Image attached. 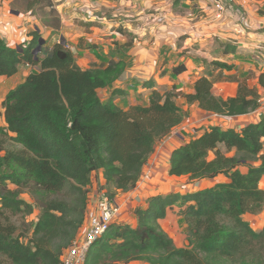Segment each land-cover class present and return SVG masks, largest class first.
<instances>
[{"label":"trees","instance_id":"obj_1","mask_svg":"<svg viewBox=\"0 0 264 264\" xmlns=\"http://www.w3.org/2000/svg\"><path fill=\"white\" fill-rule=\"evenodd\" d=\"M36 3L28 1L24 10H34ZM49 13L52 24L59 22L53 7ZM31 36L28 44L12 47L0 35V84L23 63L38 66L2 102L0 264H59L87 220L93 173L102 170L115 191L132 190L157 142L183 121L179 96L223 116L248 114L261 104L257 88L246 81L236 96L223 98L213 93L210 75H203L194 93L153 90L148 104L125 108L116 98L126 91L115 87L128 67L124 58L82 69L65 43L36 54L42 36L38 30ZM236 51L228 44L224 54ZM185 70V64L174 67L175 74ZM259 84L264 88V72ZM106 89L112 90L108 96L101 93ZM169 165L170 175L226 180L151 196L146 206L136 207L135 226L114 222L91 246L87 264H264V226L256 230L245 218L264 209V116L240 129L204 128L174 151ZM8 181L31 191L39 204L30 235L18 233L12 215L30 214L34 206L9 189ZM171 217L185 224L182 245L168 226Z\"/></svg>","mask_w":264,"mask_h":264},{"label":"crops","instance_id":"obj_2","mask_svg":"<svg viewBox=\"0 0 264 264\" xmlns=\"http://www.w3.org/2000/svg\"><path fill=\"white\" fill-rule=\"evenodd\" d=\"M13 1L4 0L0 6V35L10 46L28 44L31 33L38 30L45 40L44 51L56 43H65L82 69L107 64L112 58H124L128 67L115 83V87L126 91L116 98L122 107L148 104L153 90L164 92L175 88L178 92L194 93L195 81L203 75H210L212 91L217 96H236L241 81L257 88L260 94V107L238 116L204 110L198 102L189 104L179 96L177 102L185 117L170 134L157 142L136 186L128 192L112 188L123 207L116 222L135 226L136 207L146 206L153 195L182 192L183 187L192 185L203 189L226 180L223 175L202 180L170 175L169 163L177 148L210 125L240 129L259 122L264 116V88L259 84V76L264 72V0H238L221 17H217L207 0H51L55 16L59 18L56 24L51 21V7L42 16L33 8L28 11L13 9ZM228 44L235 46L237 51L224 54ZM214 61L233 67L220 68L212 64ZM180 64H185L186 70L175 74L174 67ZM37 70L38 66L23 63L15 75L1 79L2 111L7 93ZM111 91L106 89L101 93L108 96ZM92 186L87 220L81 232L86 229L88 215L95 209L98 189L109 187L102 170L93 173ZM263 213L264 209L257 215L245 214V218L250 221L249 218L260 217ZM173 220L171 217L168 226ZM180 222L178 220L176 225ZM259 226L253 228L262 229L264 221ZM127 264L148 263L133 261Z\"/></svg>","mask_w":264,"mask_h":264},{"label":"built area","instance_id":"obj_3","mask_svg":"<svg viewBox=\"0 0 264 264\" xmlns=\"http://www.w3.org/2000/svg\"><path fill=\"white\" fill-rule=\"evenodd\" d=\"M211 2L217 17L230 10L238 0H207ZM68 47V46H67ZM122 204L110 196L104 188L98 189L96 206L88 215L86 229L72 241L63 251L59 264H87V254L91 246L97 242L111 225L116 222L122 212Z\"/></svg>","mask_w":264,"mask_h":264},{"label":"rangeland","instance_id":"obj_4","mask_svg":"<svg viewBox=\"0 0 264 264\" xmlns=\"http://www.w3.org/2000/svg\"><path fill=\"white\" fill-rule=\"evenodd\" d=\"M17 4L11 3V7L13 9H17L18 6H20L21 10L25 9L26 3L28 1H33V0H17ZM37 1L38 3H36V6L34 7V12L36 14L42 15L44 16L46 11H49V3L51 2V0H34ZM264 54V52H263ZM4 125V120H3V111L0 108V126ZM190 180V179H189ZM100 186V185H98ZM202 186H206L205 184ZM201 185H198L199 188L202 187ZM93 187V186H92ZM92 187L90 188V191L92 189ZM8 188L11 189L12 191H17L19 192V197L28 201L29 203H31L34 206V211L30 214H18V215H12V220L18 225V233H28L29 235L32 233L33 231V225L34 223L37 221L38 216L40 214V208H39V204L36 202V199L33 197V193L31 191H29L28 189H19V187L8 181ZM104 188L106 191H113L112 187H101ZM197 188V187H196ZM195 188V185L189 186L187 188L183 187V191L180 193H187L190 191H196L197 189ZM263 215V216H262ZM260 215V217H255V218H249L252 225L256 228H259V225H262L263 221H264V213ZM262 219V220H261ZM261 220V221H259ZM178 220H173L172 224H169V228L172 231V235H174L176 242L178 245H182L183 243H185V238H184V234H183V230H185V225L180 222L178 224V226L176 225V222ZM175 224V225H174Z\"/></svg>","mask_w":264,"mask_h":264},{"label":"water","instance_id":"obj_5","mask_svg":"<svg viewBox=\"0 0 264 264\" xmlns=\"http://www.w3.org/2000/svg\"><path fill=\"white\" fill-rule=\"evenodd\" d=\"M44 43H45V40L43 38H41L39 45L36 47V49L34 51L36 54L42 50Z\"/></svg>","mask_w":264,"mask_h":264},{"label":"bare ground","instance_id":"obj_6","mask_svg":"<svg viewBox=\"0 0 264 264\" xmlns=\"http://www.w3.org/2000/svg\"><path fill=\"white\" fill-rule=\"evenodd\" d=\"M261 186L264 187V179L261 181Z\"/></svg>","mask_w":264,"mask_h":264}]
</instances>
